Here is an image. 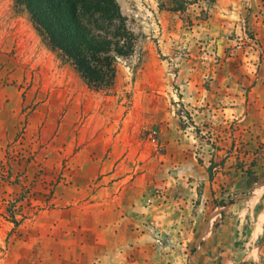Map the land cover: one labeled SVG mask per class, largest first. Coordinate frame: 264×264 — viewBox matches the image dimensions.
<instances>
[{"label":"rangeland","instance_id":"rangeland-1","mask_svg":"<svg viewBox=\"0 0 264 264\" xmlns=\"http://www.w3.org/2000/svg\"><path fill=\"white\" fill-rule=\"evenodd\" d=\"M116 1L137 41L105 91L0 0V264H198L264 148V0Z\"/></svg>","mask_w":264,"mask_h":264},{"label":"trees","instance_id":"trees-1","mask_svg":"<svg viewBox=\"0 0 264 264\" xmlns=\"http://www.w3.org/2000/svg\"><path fill=\"white\" fill-rule=\"evenodd\" d=\"M14 2L24 6L51 52L72 65L92 88L112 90L119 59L132 56L137 41L116 0ZM244 177L240 185L249 192L258 179L251 171Z\"/></svg>","mask_w":264,"mask_h":264},{"label":"crops","instance_id":"crops-1","mask_svg":"<svg viewBox=\"0 0 264 264\" xmlns=\"http://www.w3.org/2000/svg\"><path fill=\"white\" fill-rule=\"evenodd\" d=\"M261 121L257 125L263 136L254 137L248 148L253 149L259 140L264 143V119ZM251 154L244 157L233 155L230 158V167L227 169L228 177L232 180H227V175L223 178L228 181L225 183L232 191L239 192L238 197L224 211L221 223L204 238L198 251V264H264V148L252 157L255 163L250 168L258 183L248 192L243 185L235 188L233 182L237 173L236 165L247 163ZM115 258L112 255L102 264H148L144 259L131 263V260Z\"/></svg>","mask_w":264,"mask_h":264}]
</instances>
